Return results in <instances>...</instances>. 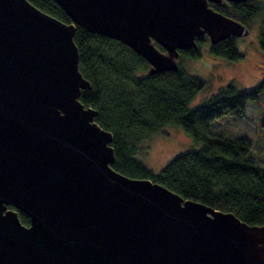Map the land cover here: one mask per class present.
<instances>
[{"label":"water","instance_id":"95a60500","mask_svg":"<svg viewBox=\"0 0 264 264\" xmlns=\"http://www.w3.org/2000/svg\"><path fill=\"white\" fill-rule=\"evenodd\" d=\"M54 1L71 23L0 0V264H264V226L114 169L74 40L77 27L118 40L156 74L205 34L250 29L208 0Z\"/></svg>","mask_w":264,"mask_h":264},{"label":"trees","instance_id":"16d2710c","mask_svg":"<svg viewBox=\"0 0 264 264\" xmlns=\"http://www.w3.org/2000/svg\"><path fill=\"white\" fill-rule=\"evenodd\" d=\"M29 1L64 23L72 22L54 0ZM260 9L257 5L251 9L250 5L243 9L237 6L228 14L251 26ZM74 40L80 53V70L92 85L82 91L81 101L95 109L98 124L113 133L115 170L132 178L151 179L186 200L233 213L250 225L264 226V167L252 158L251 141L246 136L227 138L210 131L219 118L243 117L248 102L258 100L264 84L246 92L229 86L207 103L191 108L206 82L190 74L181 59L199 57L200 51H183L178 71L149 74L150 64L118 40L83 27H77ZM238 41L224 40L213 45L210 52L236 61L242 57ZM260 46L264 51V22ZM167 126L182 128L201 146L177 155L156 172L143 160L149 140ZM20 219L25 225L30 223L23 213Z\"/></svg>","mask_w":264,"mask_h":264},{"label":"rangeland","instance_id":"374dc122","mask_svg":"<svg viewBox=\"0 0 264 264\" xmlns=\"http://www.w3.org/2000/svg\"><path fill=\"white\" fill-rule=\"evenodd\" d=\"M261 13L252 21L251 34L239 39L237 48L242 57L229 60L203 50L201 56H183V67L206 82V87L191 103L195 108L207 103L214 95L226 87H234L241 92L259 89L264 84V51L260 46V25L264 21V4ZM182 57V56H181ZM258 100L249 101L243 117L224 116L214 121L211 133L227 138L246 136L252 144V158L264 167V87ZM144 162L150 169L159 172L177 155L198 150L197 144L182 129L167 126L161 133L149 140Z\"/></svg>","mask_w":264,"mask_h":264},{"label":"flooded vegetation","instance_id":"af4514ba","mask_svg":"<svg viewBox=\"0 0 264 264\" xmlns=\"http://www.w3.org/2000/svg\"><path fill=\"white\" fill-rule=\"evenodd\" d=\"M264 4V0H248V1H245V2H233V1H230V0H220L218 2L216 1H211V0H208V7L210 9H212L213 11L215 12H218V13H222L232 19H234L233 17L229 16L228 12L232 11L233 9L237 10V6L242 8H247V5H250V9L252 7H254L255 5L257 6H260ZM242 13L245 15L246 13H244L242 11ZM236 20V19H235ZM264 22V21H263ZM262 22V24H263ZM242 23V22H241ZM244 24V23H243ZM245 25V24H244ZM249 29H250V34H251V26H248L246 25ZM262 25H260V29H261ZM229 39H233L234 41L237 40V39H241V38H237V37H231ZM227 40V39H225ZM224 41V40H223ZM222 41L218 42V43H221ZM216 43V44H218ZM197 44H198V48L197 49H191L187 52H192L194 50L196 51H200V53L203 51V50H209L212 48L213 45H216V44H212L210 42V39H209V36L208 34H205L203 35L202 37L200 38H197ZM183 53V51H181V54ZM30 220V219H29ZM29 225V224H28Z\"/></svg>","mask_w":264,"mask_h":264}]
</instances>
